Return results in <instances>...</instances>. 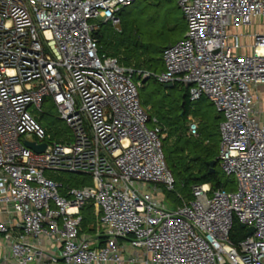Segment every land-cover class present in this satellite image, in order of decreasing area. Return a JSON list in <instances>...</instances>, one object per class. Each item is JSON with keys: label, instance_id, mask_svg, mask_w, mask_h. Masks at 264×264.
Returning a JSON list of instances; mask_svg holds the SVG:
<instances>
[{"label": "built area", "instance_id": "built-area-1", "mask_svg": "<svg viewBox=\"0 0 264 264\" xmlns=\"http://www.w3.org/2000/svg\"><path fill=\"white\" fill-rule=\"evenodd\" d=\"M135 1L0 0V264H264V0H177L187 30L165 48L156 77L190 82L191 100L215 104L221 167L238 182L194 185L176 207L163 197L176 179L142 81L99 53L91 22L118 27ZM46 99L68 137L53 139L31 111ZM49 171L89 174L93 184L64 187ZM90 200L94 232L82 226ZM235 220L246 229L236 241Z\"/></svg>", "mask_w": 264, "mask_h": 264}, {"label": "trees", "instance_id": "trees-1", "mask_svg": "<svg viewBox=\"0 0 264 264\" xmlns=\"http://www.w3.org/2000/svg\"><path fill=\"white\" fill-rule=\"evenodd\" d=\"M125 7L122 8L120 12L123 11ZM183 16L186 19L184 13ZM101 21V24L111 23V21ZM94 35L98 38L99 53L101 55L117 57L120 64L133 69V78L136 81H142L140 88L142 103L148 108L150 124L154 121V118H156L157 123L162 128L161 134L166 161L176 179L174 189L168 192H174L178 185L181 189L177 198L173 199L174 206L176 207L192 199V190L194 185L197 184L210 183L213 189H235L229 176L223 171L219 159L221 147L220 123L223 118L222 114L218 110L210 114L208 112H202L200 106L196 105L208 99V97L203 96L198 100H191L189 86H185L184 94L181 98L177 99L175 103L168 102L165 96L154 98L153 93L158 92L160 88H156L154 92L148 94L147 100H143L142 89L149 79L155 78L161 86L164 84L157 79L156 74L152 71V67L159 68L160 72L164 70L165 63L163 53L168 45L159 50L157 57L128 60L119 58L118 54L108 48L107 41L100 32V29H96ZM146 72L150 73V75L143 77ZM175 84H177V82H175ZM190 115L199 119V121H197V135H193L189 131ZM51 135L52 138H56V140H61L63 138L61 137V133L58 132ZM213 161L216 162L212 166L211 163ZM51 173L52 172H47L48 175L61 181L64 187L67 185L81 187L93 184V179L89 174L70 172L76 176L65 179L60 177L59 174L56 176ZM82 215L83 230L94 232L95 226L91 227V225L96 224L97 219L94 213V203L92 200L86 202L82 207ZM243 228L245 227L242 223L235 220L232 234L235 241L243 237V233L241 232Z\"/></svg>", "mask_w": 264, "mask_h": 264}, {"label": "rangeland", "instance_id": "rangeland-1", "mask_svg": "<svg viewBox=\"0 0 264 264\" xmlns=\"http://www.w3.org/2000/svg\"><path fill=\"white\" fill-rule=\"evenodd\" d=\"M119 15L122 21L118 27L111 23L101 24L102 21L99 19L91 22L98 24V29L107 41L108 48L118 54L121 59L136 60L157 57L162 47L182 39L187 30V21L177 0H136L125 7ZM152 71L155 74L160 73V69L156 67H152ZM185 86V83L182 82L174 83L169 87L164 84L161 86L155 78H151L142 89L143 100H147L149 93L154 92L156 88H160L158 92L153 93V97L161 98L165 96L168 102L175 103L184 94ZM257 96L256 103L259 108H263L264 86L259 88ZM210 101L208 98L196 105L200 106L202 112H208L209 114L216 112L215 104ZM30 109L37 115L38 120L48 133L58 132L61 133V137H68V133H71L69 125L59 116V112L51 100L46 99L43 101L42 110H39L36 106H31ZM261 116L264 121V111L261 112ZM196 120L199 121L198 118ZM154 124L155 121L151 123V125ZM33 138L36 137L33 136ZM51 174L56 176L59 174L60 177L65 179L76 176L65 171H52ZM229 178L236 188L237 177L229 175ZM168 191L166 188L163 190V197L169 206L175 207L173 199L177 198L180 193V186L178 185L174 192ZM241 232L244 237L246 229H241Z\"/></svg>", "mask_w": 264, "mask_h": 264}, {"label": "water", "instance_id": "water-1", "mask_svg": "<svg viewBox=\"0 0 264 264\" xmlns=\"http://www.w3.org/2000/svg\"><path fill=\"white\" fill-rule=\"evenodd\" d=\"M173 84H174L173 82H170V83H164V85H165L166 87L172 86ZM190 84H191L190 82H185V85H186L187 87H188ZM26 144H27V146H29V147L35 149L36 151H43V150L46 148V146H47V143H46V142H44V143H42V144H37L35 141H27ZM215 162H216V161H213V162L211 163V165L213 166V165L215 164ZM253 231H254V227L251 226V227L248 228V233H252Z\"/></svg>", "mask_w": 264, "mask_h": 264}, {"label": "crops", "instance_id": "crops-1", "mask_svg": "<svg viewBox=\"0 0 264 264\" xmlns=\"http://www.w3.org/2000/svg\"><path fill=\"white\" fill-rule=\"evenodd\" d=\"M164 69H165V67H164ZM190 116H192V115H190ZM190 116H189V117H190ZM192 117H194V116H192ZM194 118H195V117H194ZM220 146H221V145H220Z\"/></svg>", "mask_w": 264, "mask_h": 264}]
</instances>
